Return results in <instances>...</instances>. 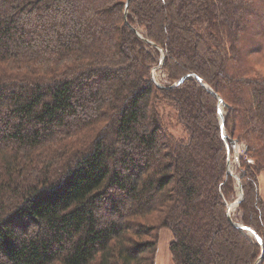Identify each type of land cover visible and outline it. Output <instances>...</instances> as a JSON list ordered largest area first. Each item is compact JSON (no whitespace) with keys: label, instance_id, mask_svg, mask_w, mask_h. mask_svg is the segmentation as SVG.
Returning <instances> with one entry per match:
<instances>
[{"label":"trees","instance_id":"obj_1","mask_svg":"<svg viewBox=\"0 0 264 264\" xmlns=\"http://www.w3.org/2000/svg\"><path fill=\"white\" fill-rule=\"evenodd\" d=\"M124 7L0 0V264H154L162 227L171 264H264V0ZM197 77L244 144L236 220L262 254L228 218L219 101Z\"/></svg>","mask_w":264,"mask_h":264},{"label":"rangeland","instance_id":"obj_2","mask_svg":"<svg viewBox=\"0 0 264 264\" xmlns=\"http://www.w3.org/2000/svg\"><path fill=\"white\" fill-rule=\"evenodd\" d=\"M152 51L157 58V63H155V65H153L151 68L152 76L156 83H158L160 86H163L164 84L169 83V80L166 79L165 73L162 71V69L158 67L159 58L161 56V53L160 51L159 52L154 51V50ZM173 82H170V84ZM157 109L161 114L162 121L165 123L166 126H168V129L175 134H179L180 130H179L178 124L176 123L177 114H176L174 107L164 102H160ZM223 113H224V110H223ZM237 144L238 145H237L236 151H232V153L229 155V164L227 166V171L232 172L238 178L240 174L239 154L243 151L244 144L239 143V142H237ZM232 177L235 182V195H234V198H235L238 195L237 188H236L237 186H236L235 177L233 175ZM259 186H260L261 195L264 199V174L263 173L259 175ZM233 199L228 200L227 204H231ZM229 211H230V216L233 220H236V218L238 219L240 213L239 211H237L236 206L234 207L231 206ZM170 238H171V233L167 228L165 227L159 228V230L157 231V248L155 252L154 264H171V257H170V252L168 248Z\"/></svg>","mask_w":264,"mask_h":264},{"label":"water","instance_id":"obj_3","mask_svg":"<svg viewBox=\"0 0 264 264\" xmlns=\"http://www.w3.org/2000/svg\"><path fill=\"white\" fill-rule=\"evenodd\" d=\"M129 0H125V7H124V15H126L127 13V3H128ZM138 33V32H137ZM139 35V34H138ZM147 41V39H145ZM148 42V41H147ZM153 45V44H152ZM154 46V45H153ZM158 50L160 51L161 53V56L159 58V63H158V67L161 68V64H162V60H163V56H164V52L163 50H161L159 47H157ZM189 75H183L181 76L179 79H177L175 82L171 83L170 85H176L178 84L179 82L183 81L185 78H187ZM192 76H195V75H192ZM151 77L153 79V76H152V72H151ZM154 80V79H153ZM197 80L207 89L209 90L215 97H217L218 99V119H219V123H220V127H221V136H222V139L224 141V144H225V147L227 149V166L229 164V150L231 149L232 151H236L237 149V141L233 138H230V137H227L226 133H225V129L223 127V110L222 108L224 107L225 103L212 91V89L207 86V84H205L200 78L197 77ZM156 83V82H155ZM157 85H159L158 83H156ZM160 86V85H159ZM229 173H231L235 179H236V188H237V197H235L233 199V201L231 202V204L237 206L239 201L242 199V196H243V191H242V187H241V183H240V180H239V177L237 178V176H235L232 172L230 171H227ZM231 204H227V215H228V218L229 220L231 221V223L235 226H237L238 228H240L241 230H243L247 235L249 236H252L254 237L257 242L259 243V245L261 246V254H262V251H263V243H262V240L254 233V231L247 227V226H244L241 222L237 221V220H233L230 216V207H231ZM261 260V255L258 257L257 261L255 262V264H258L259 261Z\"/></svg>","mask_w":264,"mask_h":264},{"label":"bare ground","instance_id":"obj_4","mask_svg":"<svg viewBox=\"0 0 264 264\" xmlns=\"http://www.w3.org/2000/svg\"><path fill=\"white\" fill-rule=\"evenodd\" d=\"M232 207H234L235 205L231 204Z\"/></svg>","mask_w":264,"mask_h":264},{"label":"crops","instance_id":"obj_5","mask_svg":"<svg viewBox=\"0 0 264 264\" xmlns=\"http://www.w3.org/2000/svg\"><path fill=\"white\" fill-rule=\"evenodd\" d=\"M260 187V186H259ZM261 192V191H260Z\"/></svg>","mask_w":264,"mask_h":264}]
</instances>
